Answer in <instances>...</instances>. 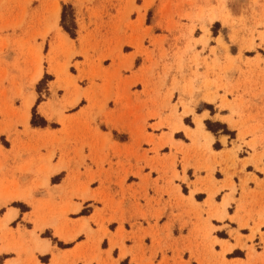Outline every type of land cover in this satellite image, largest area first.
I'll list each match as a JSON object with an SVG mask.
<instances>
[{
	"label": "rangeland",
	"instance_id": "1",
	"mask_svg": "<svg viewBox=\"0 0 264 264\" xmlns=\"http://www.w3.org/2000/svg\"><path fill=\"white\" fill-rule=\"evenodd\" d=\"M198 102L228 115L205 122L213 138L182 132L185 104ZM195 159L232 171V221L216 233L185 185L138 203V264H264V216L250 227L241 208L264 189V0H0V264L47 262L40 237L63 248L50 232L28 236L49 219L66 232L92 233L69 215L124 230L120 209L151 192L143 171L173 168V184Z\"/></svg>",
	"mask_w": 264,
	"mask_h": 264
},
{
	"label": "crops",
	"instance_id": "2",
	"mask_svg": "<svg viewBox=\"0 0 264 264\" xmlns=\"http://www.w3.org/2000/svg\"><path fill=\"white\" fill-rule=\"evenodd\" d=\"M34 101V98H29V100L25 103L27 122L31 116V108ZM207 104L208 103L199 102L197 104H185L186 109L190 111L181 118L182 127L184 128L182 132L187 134L188 132L200 131L203 135L213 138V134L206 129L205 122L211 121L221 124L227 123L226 116L228 115L222 116L220 114L217 115L216 113L212 114L211 111L205 107L208 106ZM179 111L181 112L185 110L180 108ZM186 119L190 120L194 126H186L184 123ZM154 123H156V121ZM112 128H114L113 125ZM222 138L223 137L220 136L218 139L221 144ZM5 150L7 152L9 151L7 149ZM216 153L219 154V152ZM164 156H166L164 157L166 159H169L170 157L169 154H164ZM57 157L58 154H56V159ZM56 159L54 164H57ZM248 159L249 157L245 156L240 159V162ZM111 163L115 165L119 164V162L116 163L114 159L111 160ZM241 164H238L237 166L239 171L241 170ZM249 166L250 164H247L248 169ZM218 172L222 174L220 178H217ZM177 173L179 178L174 180L173 184H171L169 180L174 174L173 168L160 170V174L158 173L157 177L154 176L153 171H143V178H147L149 175L151 176L152 181L150 189L152 193L149 192L148 196L140 193L134 200H131L123 205L120 209V213L125 214L126 224L123 225L124 230L119 226V222L116 223L117 226H113L114 224L112 225V223H108L106 225L108 234H106L105 230L92 226V215L76 219L70 215L68 216V219L72 221V224H74V222H78L77 227L83 224L80 220H86L85 222H88L90 225V230L92 232L90 234L86 233L85 230L87 229L80 232L78 228L70 232L61 230L62 226H60L55 219L54 221L56 223L49 219L48 221L40 222L39 224L34 225V228L28 231L29 237L31 236L30 233H33L34 231L37 235L42 232H50L57 242L64 245L63 248H60L58 245L54 244L51 238L40 237V242L37 243L38 251L35 252V256L37 259H39V257H48V260L47 262H41L39 260V264H138V203L143 209H148L151 208L150 205L155 206L158 202L162 203L163 201H172V197H179V194L183 193L182 188L184 185L188 188V193L186 195L183 194L184 197L187 198L189 202H194L198 208L203 209L205 214L212 216L210 223L215 230L217 229L216 233L219 232L218 229H220L223 225L219 222L227 223L228 221H232V219H230L232 215L229 213L228 209L233 207V200L237 199L236 195H234L232 190L228 187L231 184L228 181V177L232 175V171L228 172L227 169H219L216 166L214 170H209L208 167L202 163V161L195 159L190 163L189 167L185 168L182 165L177 168ZM192 173L193 176L190 178L189 175ZM54 176L55 175L51 176L50 179ZM235 176L238 178L240 177V174ZM185 178L186 181L184 180ZM233 183L235 185V189L238 190L237 194L239 195L240 189H238V183L234 180V178ZM141 186V181H138V188H142ZM255 189L262 190L259 197L252 200L244 199L241 203V208L244 213L251 216L250 227L255 224H260L261 219L264 216V189L259 187H256ZM191 192L192 194H190ZM146 197L148 201L146 200ZM198 197H202V199H197ZM140 200L144 201L146 204L143 205ZM226 201L228 202V205L224 206ZM9 213L13 214V219L9 221V224L11 225L17 219L19 213L12 209L6 212L2 219H6ZM222 215L225 216V219L223 221H219V217ZM7 222L8 221L6 219V223ZM128 224L131 225L130 228L126 226ZM112 226L114 228H111ZM261 228H264V226ZM215 238L218 241V244L226 242L225 239H221L217 236H215ZM11 259H15V257Z\"/></svg>",
	"mask_w": 264,
	"mask_h": 264
},
{
	"label": "bare ground",
	"instance_id": "3",
	"mask_svg": "<svg viewBox=\"0 0 264 264\" xmlns=\"http://www.w3.org/2000/svg\"><path fill=\"white\" fill-rule=\"evenodd\" d=\"M61 32V31H60ZM63 35V37L66 39V40H68V38L64 35V34H62ZM41 76H42V72L41 71H38L34 76H33V78L31 79V85H35L39 80H40V78H41ZM7 221L9 222V221H11L12 219H13V214L12 213H9L8 215H7Z\"/></svg>",
	"mask_w": 264,
	"mask_h": 264
},
{
	"label": "trees",
	"instance_id": "4",
	"mask_svg": "<svg viewBox=\"0 0 264 264\" xmlns=\"http://www.w3.org/2000/svg\"><path fill=\"white\" fill-rule=\"evenodd\" d=\"M63 22H65V18H63ZM32 124L34 126H36V123L35 122H32ZM41 126H46V122L43 121V123L41 124Z\"/></svg>",
	"mask_w": 264,
	"mask_h": 264
}]
</instances>
